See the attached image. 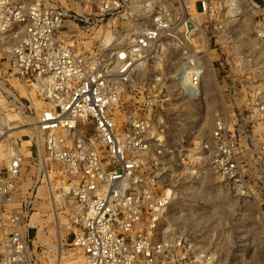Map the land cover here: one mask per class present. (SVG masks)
<instances>
[{
    "label": "built area",
    "instance_id": "obj_1",
    "mask_svg": "<svg viewBox=\"0 0 264 264\" xmlns=\"http://www.w3.org/2000/svg\"><path fill=\"white\" fill-rule=\"evenodd\" d=\"M248 12L262 49L264 0H0V264H56L66 245L82 264H220L169 221L176 196L163 183L182 158L238 195L258 189L264 132L253 155L249 133L264 90L233 43ZM227 47L219 80L213 54ZM210 71L223 109L187 155L167 113L199 102ZM42 205L52 249L29 239Z\"/></svg>",
    "mask_w": 264,
    "mask_h": 264
},
{
    "label": "rangeland",
    "instance_id": "obj_2",
    "mask_svg": "<svg viewBox=\"0 0 264 264\" xmlns=\"http://www.w3.org/2000/svg\"><path fill=\"white\" fill-rule=\"evenodd\" d=\"M254 17L253 13L248 12L244 26L239 28L235 35L233 43L239 53V58L235 60H247L248 72H252V68L258 69L256 84L252 85L259 84L264 90V46L260 48L256 34L252 31ZM70 26L66 23L63 35L68 36L67 29ZM91 47V43L85 44L86 49ZM233 51V48L227 47L218 50L217 55L213 54L214 60H217L213 69L218 78L231 72L227 63L233 59ZM208 74L199 102H183L178 104V107L173 104L167 113L170 141L178 150L183 149L187 155L197 150L199 145L208 139L216 115L223 109L215 77L212 71ZM230 74L231 77L236 76L234 73ZM238 82L240 81H235ZM263 132L264 122L250 129L249 137L254 141L250 144L251 155L254 154L253 150ZM181 160L182 158H178L177 162L171 165L163 183L167 188H171L176 196L168 211L169 221L186 226L193 240L216 249L220 264H264V195L260 194V190L264 188V161L253 162L261 179L254 196L250 197L238 195L233 186L221 176L212 173L208 165H196L190 161L182 164ZM52 219L35 222L43 230L44 236L39 238L37 228H32L29 231L30 242L39 238L38 241L44 248L59 243L60 240L56 237L57 228L51 222ZM63 250L64 256L61 258L59 254L56 264H82L79 251L69 245Z\"/></svg>",
    "mask_w": 264,
    "mask_h": 264
},
{
    "label": "bare ground",
    "instance_id": "obj_3",
    "mask_svg": "<svg viewBox=\"0 0 264 264\" xmlns=\"http://www.w3.org/2000/svg\"><path fill=\"white\" fill-rule=\"evenodd\" d=\"M15 86L17 87V88H19L20 89V91L22 92V94L23 95H25V90L23 89V87L22 86H20L18 83H15ZM28 178V177H27ZM43 190V189H42ZM43 192H44V190H43ZM17 198H20V196H18ZM44 209H47L46 208V205H42V210H43V212H41L40 211V213L38 214V215H36L35 216V218H38L37 220H39V223H41V222H43V218H44V216L46 215L45 214V211H44ZM48 217L49 218H52V216L51 215H48ZM45 222H47V221H45ZM44 222V223H45ZM42 229H40V231L38 232V234H39V238H43V236H44V234L42 233ZM60 243V242H59ZM49 248H54L53 246H49ZM62 258V257H61ZM61 264V263H60Z\"/></svg>",
    "mask_w": 264,
    "mask_h": 264
},
{
    "label": "crops",
    "instance_id": "obj_4",
    "mask_svg": "<svg viewBox=\"0 0 264 264\" xmlns=\"http://www.w3.org/2000/svg\"><path fill=\"white\" fill-rule=\"evenodd\" d=\"M68 24H70V23H68Z\"/></svg>",
    "mask_w": 264,
    "mask_h": 264
}]
</instances>
